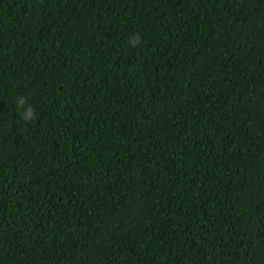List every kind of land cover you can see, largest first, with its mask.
<instances>
[{"label": "trees", "instance_id": "1", "mask_svg": "<svg viewBox=\"0 0 264 264\" xmlns=\"http://www.w3.org/2000/svg\"><path fill=\"white\" fill-rule=\"evenodd\" d=\"M0 264H264V0H0Z\"/></svg>", "mask_w": 264, "mask_h": 264}, {"label": "clouds", "instance_id": "2", "mask_svg": "<svg viewBox=\"0 0 264 264\" xmlns=\"http://www.w3.org/2000/svg\"><path fill=\"white\" fill-rule=\"evenodd\" d=\"M130 44H132L133 46H136L138 44H140L141 42V37L139 34H137L135 37H130L129 39ZM26 103L25 98H19L18 100V107L23 108L24 105ZM23 118L27 121H32L36 118V113H35V109L31 108V107H27L23 113Z\"/></svg>", "mask_w": 264, "mask_h": 264}]
</instances>
